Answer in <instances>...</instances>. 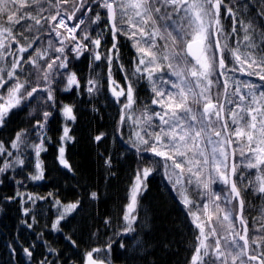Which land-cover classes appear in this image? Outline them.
I'll list each match as a JSON object with an SVG mask.
<instances>
[{
    "label": "snow or ice",
    "instance_id": "1",
    "mask_svg": "<svg viewBox=\"0 0 264 264\" xmlns=\"http://www.w3.org/2000/svg\"><path fill=\"white\" fill-rule=\"evenodd\" d=\"M121 38L135 50L131 71L121 62ZM85 56L93 72L96 62L107 64L108 89L119 105L116 134L135 150L139 166L119 217L122 227L86 249L79 264H113L114 246L123 253L147 250L138 231L147 223L141 224L138 209L158 171L197 230L187 264H264V0H0V128L30 102L41 104L30 128L17 131L10 146L0 141V173L34 162L27 178L45 179L40 157L52 142L48 125L57 92L81 88L70 65ZM114 65L123 84L113 78ZM99 76L87 81L90 95L99 91ZM143 83L150 103L140 105ZM59 114L57 160L72 171L65 153L75 142L74 105L60 103ZM125 129L131 130L127 137ZM111 159L104 161L107 177L115 176ZM88 196L99 199L97 191ZM249 196L262 202L251 222ZM27 197L33 203L53 198L51 228L57 232L82 207L80 199L64 202L54 193ZM29 212L24 209L25 216ZM103 223L111 227L112 218ZM64 238L78 247L71 235ZM35 247L22 248L33 264H60L62 254L53 248L48 252L55 259L35 260Z\"/></svg>",
    "mask_w": 264,
    "mask_h": 264
},
{
    "label": "trees",
    "instance_id": "2",
    "mask_svg": "<svg viewBox=\"0 0 264 264\" xmlns=\"http://www.w3.org/2000/svg\"><path fill=\"white\" fill-rule=\"evenodd\" d=\"M68 23L70 26L72 22ZM121 43V62L131 71L135 50L130 41L121 38ZM96 65L99 66H94L93 72L86 56L73 61L70 67L76 72L81 88L70 92H57L55 119L48 125V135L51 136L52 142L46 145L48 150L41 153L40 157L45 179L33 181L27 178L30 172H34V162L28 163L23 169L17 167L14 171L9 169L6 173H0V264H33L22 252L23 247L31 244L36 246L34 257L37 261L44 256L55 259V254L48 252V248H53L62 254L60 264L68 259L79 264L86 249L102 245L124 223L119 217L122 216L123 206L128 202V189L139 162L135 150L129 148L116 134L119 105L115 103L108 89L107 64L98 61ZM96 73L100 74L99 91L90 95L86 91V84ZM123 75L114 65L113 78L123 84ZM240 78L249 79L246 76ZM251 79L259 83L256 77ZM58 87L62 88L63 85ZM138 90V104L150 103L151 94L147 84H141ZM60 103L74 105V113L77 116L75 124L72 125L75 142L67 145L65 153L72 171L64 168L57 160L62 123L59 114ZM33 108L37 109L36 114L32 112ZM40 110V102L33 101L16 111L10 122L0 128V141L10 146L15 133L20 129L30 128L35 122L34 115L39 118ZM130 131L125 129L124 136L127 137ZM102 132L106 136L98 143L94 137ZM109 156L112 158L111 172L115 173V176L111 177H107L108 169L104 163ZM28 159L33 161V156L29 155ZM2 161L3 157H0V163ZM18 181L23 183H17ZM91 191H97L99 199H89L88 194ZM17 192L24 195L17 196ZM49 193H54L64 202L76 199L82 202L78 214L62 222L63 228L60 232L51 228L57 216L53 198L37 199L33 203L27 197V194L48 197ZM7 197L15 199H6ZM247 199L250 202L247 207L251 222L253 217H258L262 202L254 196ZM25 208L30 210L28 216L24 215ZM138 211L141 224L147 223V227L138 231L150 246L140 253H136L133 248L123 253L118 246H114L113 264H187L192 255L197 230L161 172H155L149 177L147 190L140 197ZM108 217L112 218L111 227H105L103 223ZM23 221L31 223L32 228L27 227ZM93 233H96V236H93ZM69 235L77 241V248L71 247L64 238ZM165 244L167 248L164 247ZM12 248L16 249V254L12 253Z\"/></svg>",
    "mask_w": 264,
    "mask_h": 264
},
{
    "label": "rangeland",
    "instance_id": "3",
    "mask_svg": "<svg viewBox=\"0 0 264 264\" xmlns=\"http://www.w3.org/2000/svg\"><path fill=\"white\" fill-rule=\"evenodd\" d=\"M153 107H155V106H153Z\"/></svg>",
    "mask_w": 264,
    "mask_h": 264
}]
</instances>
